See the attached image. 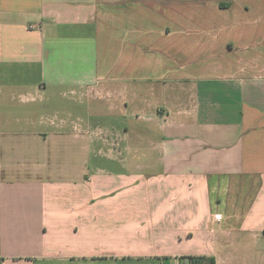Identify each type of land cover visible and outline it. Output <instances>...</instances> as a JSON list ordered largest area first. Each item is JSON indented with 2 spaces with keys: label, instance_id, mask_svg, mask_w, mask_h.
<instances>
[{
  "label": "crops",
  "instance_id": "0c3cea01",
  "mask_svg": "<svg viewBox=\"0 0 264 264\" xmlns=\"http://www.w3.org/2000/svg\"><path fill=\"white\" fill-rule=\"evenodd\" d=\"M65 87L87 120L11 106ZM188 257L264 264V0H0L1 264Z\"/></svg>",
  "mask_w": 264,
  "mask_h": 264
},
{
  "label": "rangeland",
  "instance_id": "374dc122",
  "mask_svg": "<svg viewBox=\"0 0 264 264\" xmlns=\"http://www.w3.org/2000/svg\"><path fill=\"white\" fill-rule=\"evenodd\" d=\"M26 88H24L25 90ZM61 90L66 91L64 92L65 95L62 96V93L59 94V90L49 88L47 93L42 94L39 97H36L37 101L36 103H30L27 105H23L19 101V97H15L13 102L11 103L12 108L17 110V112L21 111H27V110H36V106L40 105L38 101L45 100L44 105H47L46 110H41V112H44L45 114H51L53 115L54 112H60L61 110H70L75 115L79 116L82 119L87 120V114H86V108H87V100L84 98L82 101H80L77 96L69 95L67 88H61ZM119 98V96H118ZM82 102V103H81ZM119 104V99H118ZM105 104L104 102L97 103L96 108L101 114L92 115L90 117V122L97 126V128H93L95 133L97 134L95 138H93V141L90 143V151L94 152L91 154V167H97V168H105V169H114L115 171H120L119 168H121L119 160L115 162H109L108 159L104 158L103 154L106 153L107 148H110V145L113 146V149H121V143H120V135L124 128L123 122H121V113L119 107L118 110L113 111V113L108 112L106 110V106L102 105ZM55 114V113H54ZM89 120V119H88ZM142 127H136V126H130V130L133 132L141 131ZM147 134H153L152 128L146 129ZM94 137V136H92ZM114 141V142H112ZM141 145V144H140ZM146 146V145H145ZM124 148V143L122 145ZM136 147H138V143L136 140L132 139L129 143L130 150H136ZM100 151L101 153L98 154L97 152ZM135 157V158H133ZM133 157L130 159V167H133V165L138 160V155L134 154ZM136 166V165H135ZM165 264H173V261H162ZM151 263V261H150ZM127 264H148L144 261H133L128 262ZM152 264H160L159 262H152ZM180 264H188V261L184 263V261H181Z\"/></svg>",
  "mask_w": 264,
  "mask_h": 264
},
{
  "label": "trees",
  "instance_id": "16d2710c",
  "mask_svg": "<svg viewBox=\"0 0 264 264\" xmlns=\"http://www.w3.org/2000/svg\"><path fill=\"white\" fill-rule=\"evenodd\" d=\"M189 262H191V264H203L204 261H207V263L209 264H214V261L211 259H204L202 257L200 258H194V257H188Z\"/></svg>",
  "mask_w": 264,
  "mask_h": 264
},
{
  "label": "built area",
  "instance_id": "2783aa9c",
  "mask_svg": "<svg viewBox=\"0 0 264 264\" xmlns=\"http://www.w3.org/2000/svg\"><path fill=\"white\" fill-rule=\"evenodd\" d=\"M0 264H1V259H0Z\"/></svg>",
  "mask_w": 264,
  "mask_h": 264
}]
</instances>
